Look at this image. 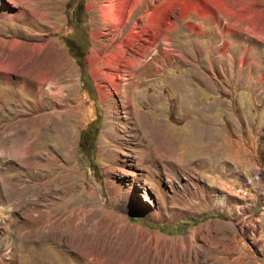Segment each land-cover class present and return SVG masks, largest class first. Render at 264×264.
Here are the masks:
<instances>
[{
  "label": "rangeland",
  "instance_id": "374dc122",
  "mask_svg": "<svg viewBox=\"0 0 264 264\" xmlns=\"http://www.w3.org/2000/svg\"><path fill=\"white\" fill-rule=\"evenodd\" d=\"M111 5L0 0V264H264V0ZM231 59L255 61L254 117L191 79Z\"/></svg>",
  "mask_w": 264,
  "mask_h": 264
},
{
  "label": "crops",
  "instance_id": "0c3cea01",
  "mask_svg": "<svg viewBox=\"0 0 264 264\" xmlns=\"http://www.w3.org/2000/svg\"><path fill=\"white\" fill-rule=\"evenodd\" d=\"M181 16H178V18H180ZM222 40V39H221ZM238 51V50H237ZM247 51V53H252V49H249V50H245ZM217 52L219 53H223L225 55H234V51L232 52H229L228 49H224V51H218ZM252 55V54H251ZM228 61V60H226ZM250 62V64H248ZM245 61L244 59H241L239 60L238 62V67L239 69L236 70V69H232L230 67H237V63H236V60H232L231 59V62H228V66H225V63L221 62V71H217L216 70H211L208 72H197L198 74V77L197 79L195 77H192L191 79L192 80H202L203 82H208L209 80L211 81L212 80V84L210 85V88L208 90V93L210 94V97H209V102L208 104H215V102L217 101H220V103L223 102V104L225 103H228V104H238L240 106V115L243 114L245 115L246 113H249L250 114V109H251V116L254 117V115L256 114H259V111H258V106L260 105V93H261V87H260V84L258 83L259 81H255L256 80V76H255V73H257V70H253V63L255 62L253 59L251 61ZM224 65V67H223ZM242 66H249V68L247 69V73L246 75L243 74V70H241V67ZM230 66V67H229ZM185 68V70L181 71L180 70V67L178 66L176 69H174L173 72L171 71H168V72H162L160 75L162 81L164 82H169V81H173V80H176V79H179L182 82L184 81H190L189 79V76H188V73H187V70L188 68L186 67H183ZM180 70V71H179ZM176 71V72H175ZM159 72L158 69H156L155 72H152L151 74H153L154 76L157 75V73ZM164 73L166 75L167 78L163 77L164 76ZM172 75L171 79H170V75ZM216 75V76H215ZM167 79H170L169 81H167ZM216 79V80H214ZM224 79H227L228 83L229 84V87H228V91L230 94H234V96H228L227 93H225V95H223L222 98H220L218 95H217V91L219 89H221L222 87V80ZM255 79V80H254ZM213 81H217L218 85L215 84ZM231 81H233L231 83ZM172 83V82H171ZM187 83V82H186ZM185 83V84H186ZM183 86V85H181ZM218 86V88H217ZM203 95L205 96V93L202 92ZM201 92H199L198 94H202ZM218 104V103H217ZM230 104V105H231ZM213 110V113L211 115H213L215 113V110L216 109H212ZM218 113H217V116H218V119L221 120V118L225 121L227 118H225V114H228L230 113V110L226 107V106H223V109L222 108H218L217 109ZM216 111V112H217ZM231 114V113H230ZM234 116L235 113H232ZM231 114V115H232ZM242 124V123H241ZM230 126H233V123H231ZM239 126V124H238ZM241 127V126H240ZM239 129L242 133V137H245V139H238V141H236L233 136L237 133V132H234V126L231 127L228 131L226 129L223 130V136H225V140L228 141V140H231L232 139V142L237 145V146H241V147H245L246 146V143H249L251 141L248 140V136L249 135H254L251 131L253 130V127L252 126H248L247 127V130L246 128H240ZM255 127V131H256V135H260L261 134V130H257V127L258 126H254ZM231 132H234V135L231 133ZM240 136V137H241ZM259 140V138H258ZM249 141V142H248ZM254 145V143H253ZM259 144L258 142L256 141L255 143V146H253V149L256 150V148H258ZM247 147V146H246Z\"/></svg>",
  "mask_w": 264,
  "mask_h": 264
},
{
  "label": "bare ground",
  "instance_id": "6f19581e",
  "mask_svg": "<svg viewBox=\"0 0 264 264\" xmlns=\"http://www.w3.org/2000/svg\"><path fill=\"white\" fill-rule=\"evenodd\" d=\"M110 2H111V4L114 6V8L112 9L113 10V12H112V10H111V12L113 13V15H115V13H118L119 11H120V7H122V6H124V4H125V6H128V0H109ZM114 1V2H113ZM135 1H137V0H135ZM135 1H133V4H135ZM188 1H190V0H188ZM113 2V3H112ZM172 2V1H171ZM132 3L129 5V6H131V5H133ZM174 4V3H173ZM111 5V6H112ZM172 5V4H171ZM128 6V7H129ZM167 6H169V4L167 5ZM167 6H165V5H162V6H160V7H156V9H155V11L154 12H152L150 15H149V21H148V26H155L156 25V28H158V26L159 25H161L162 24V22H161V20H164L165 18H167V16L165 15V13H166V9H167ZM124 8V7H123ZM117 15V14H116ZM121 18V17H120ZM164 22V21H163ZM147 26V27H148ZM17 154V153H16ZM6 208H7V210H6V212H5V214L7 213V212H9V214H8V218L10 217V216H12V214L14 215V211L12 210V207H11V205L9 204V205H6L5 206ZM2 212V211H1ZM12 213V214H11ZM8 220V219H7ZM58 221L57 220H52V223H51V225L53 226V229H55V228H57L58 227V225L60 226L61 224L60 223H57ZM62 222H64V220L62 221ZM54 224H56L57 226L55 227V225ZM51 226V227H52ZM72 230H76L74 233H75V235L77 234V236L78 237H80L82 240H86V241H88V237L86 236V233L84 234V228H83V225L79 222H77V220H76V218H74V220H73V223H72ZM58 235H60V236H58ZM57 235V237H61L62 236V234H58ZM55 236V235H54ZM95 236V235H94ZM94 239V238H93ZM93 239L91 240L92 241V243H95V245L96 246H102L103 244L100 242V241H96V242H94L93 241ZM80 251V250H79ZM81 252V251H80ZM83 254V253H82ZM85 254V253H84ZM85 255H88V254H85ZM164 258V257H163ZM148 262H145V263H147V264H150V262H149V260H147ZM159 262H161V263H164V261L162 260V261H159ZM123 263V262H122ZM126 263H127V261H126ZM133 263H135V261H133ZM140 263V262H139ZM130 264H132V263H130ZM136 264H138V263H136ZM178 264V263H177ZM179 264H181V263H179Z\"/></svg>",
  "mask_w": 264,
  "mask_h": 264
},
{
  "label": "trees",
  "instance_id": "16d2710c",
  "mask_svg": "<svg viewBox=\"0 0 264 264\" xmlns=\"http://www.w3.org/2000/svg\"><path fill=\"white\" fill-rule=\"evenodd\" d=\"M79 65H81V68H82V67L84 68V66H85L84 60L82 61V64H80V62H79ZM84 132H85V131H84ZM84 132L81 134V136H83ZM262 137H263V135H262ZM90 142H91V141H90ZM89 145H91V147H92V143H89V142H88V146H89ZM83 147H85V144L82 142V144L79 145V149H80V148H83ZM258 149L261 150L260 147H259ZM259 150H258V152H259Z\"/></svg>",
  "mask_w": 264,
  "mask_h": 264
}]
</instances>
